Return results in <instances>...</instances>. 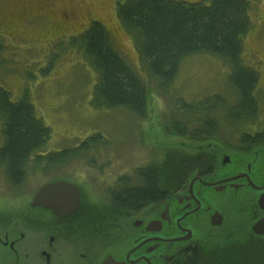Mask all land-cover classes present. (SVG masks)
Listing matches in <instances>:
<instances>
[{
    "label": "flooded vegetation",
    "instance_id": "1",
    "mask_svg": "<svg viewBox=\"0 0 264 264\" xmlns=\"http://www.w3.org/2000/svg\"><path fill=\"white\" fill-rule=\"evenodd\" d=\"M52 5L32 15L49 18ZM72 17L62 11L59 26H53L62 27L60 35ZM255 118L259 121L257 115L238 122L225 117L227 122L211 125L204 138L193 136L201 143L179 160V180L166 183L170 160L177 159L168 156L159 166L163 194L142 203L135 201L144 180L138 167L98 188L86 189L81 184L86 179L70 175L32 187L30 174L45 169L52 174L59 165L55 151L30 155L18 174L0 157V264H189L193 253L198 264H218L220 254L236 244L264 245V233L253 230L264 220V122H252ZM61 180L79 188L76 208L65 203L73 189L55 206L35 201L44 185ZM206 225L218 232L202 233Z\"/></svg>",
    "mask_w": 264,
    "mask_h": 264
},
{
    "label": "rangeland",
    "instance_id": "2",
    "mask_svg": "<svg viewBox=\"0 0 264 264\" xmlns=\"http://www.w3.org/2000/svg\"><path fill=\"white\" fill-rule=\"evenodd\" d=\"M118 1L0 0V86L10 91L13 100L27 95L39 117L51 128L44 153L77 149L76 155L59 163L52 174L51 169L30 174L28 181L32 182V187L54 175L83 177L86 180L81 184L86 189L103 187L115 183L121 173L131 175L137 167L146 168V165L159 168L168 156L170 159L177 156L165 173L166 183L171 185L178 179L179 160L192 156L190 149L194 150L195 145L201 143L192 134H186V138L179 136L174 122L183 118L186 128L192 129L202 113L201 102L214 103L215 96L220 98V105L212 112L216 124H225L226 109H234L230 68L216 55L202 52L187 56L169 82L149 75L135 36L117 16ZM248 1L254 24L243 38L242 58L259 72L255 94L259 121L255 118L252 122H264V0ZM50 2L54 5L49 18L32 15L38 7L47 8L46 3ZM62 11L71 12L73 17L64 28L65 34L60 35L58 31L62 27L53 26H59L57 21ZM92 20H99L107 27L116 49L147 82L145 117H137L125 108L92 104L97 73L83 51L72 43L73 37L87 29ZM183 104H187L185 109ZM1 128L0 118V147L3 143ZM98 133L101 138L88 139ZM86 140L87 148L80 149V144ZM235 221L230 220L232 224ZM205 231L213 235L218 232L208 225L202 233ZM260 253H254L251 258L254 264L261 263L263 255Z\"/></svg>",
    "mask_w": 264,
    "mask_h": 264
},
{
    "label": "trees",
    "instance_id": "3",
    "mask_svg": "<svg viewBox=\"0 0 264 264\" xmlns=\"http://www.w3.org/2000/svg\"><path fill=\"white\" fill-rule=\"evenodd\" d=\"M250 5L248 0H120L116 12L135 36L144 67L154 78L172 81L182 60L192 54L205 52L223 59L229 65V82L235 92L234 109H226L225 117L228 121L238 122L256 115L258 108L255 94L259 72L245 64L242 58L243 38L254 24ZM72 43L83 51L97 73L92 104L95 107L125 108L137 117H145L148 84L116 49L107 27L99 20H92L87 29L73 37ZM215 100L214 103L201 102L202 113L192 129L186 128L183 118L174 122L178 134H198V138H204L205 133L211 132V125L216 124L212 112L220 105V98L215 96ZM186 106L183 104V109ZM182 111L186 113V110ZM0 118L3 137L0 157L9 171L18 174L28 161L27 157L45 148L51 128L39 117L27 95L13 100L10 91L1 86ZM101 137L98 133L88 139L94 141ZM87 144V140L82 142L80 149H86ZM76 150L61 149L52 154L57 155L61 163L75 156ZM171 162L174 165L172 159ZM153 166L138 170L144 180L143 187L136 191L137 203L157 200L163 194L162 172L160 167ZM182 166L181 163L176 169L180 171ZM185 171H190L189 160ZM254 253L263 255L260 264H264V245L257 240L230 247L220 254L218 264H254L251 261ZM188 263L198 264L196 253L191 255Z\"/></svg>",
    "mask_w": 264,
    "mask_h": 264
},
{
    "label": "water",
    "instance_id": "4",
    "mask_svg": "<svg viewBox=\"0 0 264 264\" xmlns=\"http://www.w3.org/2000/svg\"><path fill=\"white\" fill-rule=\"evenodd\" d=\"M72 189L74 190V192L71 191ZM68 192H72V195H70V198L65 203H67V205L70 207H72L73 205L74 208H76L79 203V188L77 187L76 184L62 180L50 182L44 185V187L37 192L35 201L37 202L42 201V203L46 206H55L56 203L58 202L57 198L60 200L61 197L64 195H68L69 197ZM262 199L263 197L260 199V201H262ZM215 221L216 220H214L213 222L214 224L217 223ZM263 229H264L263 219L257 221L253 225V230L256 233H264Z\"/></svg>",
    "mask_w": 264,
    "mask_h": 264
}]
</instances>
